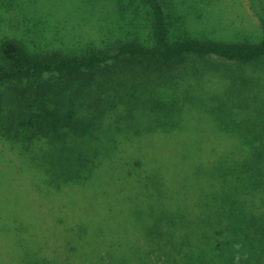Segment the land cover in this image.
Masks as SVG:
<instances>
[{"label": "trees", "instance_id": "obj_1", "mask_svg": "<svg viewBox=\"0 0 264 264\" xmlns=\"http://www.w3.org/2000/svg\"><path fill=\"white\" fill-rule=\"evenodd\" d=\"M150 3L152 45L119 42L110 50L64 55L34 53L13 40L1 42L0 87L14 86L19 102L41 111L33 114L39 119L30 122L33 127L22 125L25 140L17 152L45 174L46 186L58 192L63 184L67 196L34 197L30 206L43 216L38 225L30 218L5 221L0 216V264H264V133L241 129L215 137L217 148L209 151L173 150L148 157L117 152L116 123L105 127L98 122L85 153L79 151L76 132L58 140L54 129L38 132L36 124L58 125L43 100H61L70 85H84L74 93L90 97L101 77L136 66L160 72L190 57L242 64L264 58V33L258 42L172 41L161 6ZM25 86L30 87L20 88ZM61 108L63 104L57 112ZM68 111L63 119L72 118ZM154 156L184 168L180 184L174 183L171 170L164 175V165ZM137 161L142 170L123 180L118 167ZM54 213L64 226L58 238L42 232L48 223L44 218L53 220ZM112 237L126 241L117 243ZM11 244L16 251L7 260L3 251Z\"/></svg>", "mask_w": 264, "mask_h": 264}, {"label": "rangeland", "instance_id": "obj_2", "mask_svg": "<svg viewBox=\"0 0 264 264\" xmlns=\"http://www.w3.org/2000/svg\"><path fill=\"white\" fill-rule=\"evenodd\" d=\"M155 1L165 14L172 41L258 42L263 37L264 0ZM153 21L150 0H0V44L13 40L34 53L64 55L110 50L119 42L152 45ZM162 69L168 70L153 72L136 66L116 76L101 77V86L94 92L99 93L90 97L82 92L75 95L84 85L68 86V94L61 100H43L53 112L47 115H54L58 125L36 124L38 132L54 129L57 140L76 132L79 151L85 153L98 122L105 127L116 123L121 141L115 144L117 152L131 150L148 157L173 150L209 151L217 148L215 137L241 129L264 133V58L242 64L190 57ZM15 89L8 84L0 87V216L5 221L10 216L30 218L38 225L43 216L31 208L30 201L34 197H66L67 189L61 184L63 190L57 192L46 186L45 174L19 156L17 149L25 140L22 125L33 127L30 122L39 120L33 114L41 111L28 109L27 101L19 102ZM61 104L63 108L57 112ZM68 110H72L74 121L63 119L70 115ZM81 118L85 119L80 124ZM154 157L164 165V175L171 170L174 183L180 184L184 168L175 169V162L168 157ZM147 159L143 161L147 163ZM118 169L123 180H132V173L142 170L139 161ZM43 203L50 205L44 198ZM54 218L56 213L53 220L44 218L48 223L42 232L58 238L64 226L58 221L61 217ZM14 251L12 244L4 249L7 260ZM63 251L69 255L67 247Z\"/></svg>", "mask_w": 264, "mask_h": 264}]
</instances>
